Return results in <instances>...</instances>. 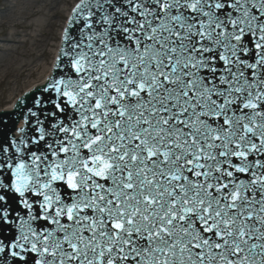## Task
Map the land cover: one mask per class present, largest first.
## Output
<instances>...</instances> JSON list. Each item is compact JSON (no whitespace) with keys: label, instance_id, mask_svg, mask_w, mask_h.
Segmentation results:
<instances>
[{"label":"snow or ice","instance_id":"obj_1","mask_svg":"<svg viewBox=\"0 0 264 264\" xmlns=\"http://www.w3.org/2000/svg\"><path fill=\"white\" fill-rule=\"evenodd\" d=\"M24 125L0 264H264V0H77Z\"/></svg>","mask_w":264,"mask_h":264},{"label":"bare ground","instance_id":"obj_2","mask_svg":"<svg viewBox=\"0 0 264 264\" xmlns=\"http://www.w3.org/2000/svg\"><path fill=\"white\" fill-rule=\"evenodd\" d=\"M4 1L1 2L0 8V41L3 42L0 45V87L6 84L8 78L15 77L13 82L16 85L21 76H30L37 72L40 66L37 59L45 53V40L40 39L39 34L33 35L35 24L29 20L43 15L45 6L54 5L55 0H40V3L38 0ZM30 40L31 46L25 48L24 44ZM22 58H33V61L22 62ZM52 63L49 68L47 66L43 68V73L45 72L43 80L49 75ZM43 80L33 85H40ZM16 92L15 87L11 89L7 99L12 103L5 108L6 110L13 107Z\"/></svg>","mask_w":264,"mask_h":264},{"label":"rangeland","instance_id":"obj_3","mask_svg":"<svg viewBox=\"0 0 264 264\" xmlns=\"http://www.w3.org/2000/svg\"><path fill=\"white\" fill-rule=\"evenodd\" d=\"M2 1L5 2L4 0H0V8ZM38 2L40 3L41 1L38 0ZM76 2L77 0H55L54 5L45 6L43 15H40L39 18L34 17L29 20L35 24L33 35L36 36L39 34L40 39L45 40V53L37 59L40 66L38 65L39 67L35 74L21 76L16 83L17 87L13 82V78L15 77L8 78L7 82L9 83L6 82L5 85L0 87V109L6 108L12 103L7 99L11 89L15 87V89H17L16 95L18 96L20 93L29 89L34 83L43 80L45 73H43V68L46 66L49 68L51 65L59 44L61 31L66 23L69 12ZM1 44H3L2 41H0V45ZM31 44L32 40L24 44V46L28 48ZM24 61L32 62L33 58H22V62Z\"/></svg>","mask_w":264,"mask_h":264},{"label":"water","instance_id":"obj_4","mask_svg":"<svg viewBox=\"0 0 264 264\" xmlns=\"http://www.w3.org/2000/svg\"><path fill=\"white\" fill-rule=\"evenodd\" d=\"M43 86H39L35 91L25 95L20 99L16 108L10 112H0V140L14 137V132L17 129V124L20 119H24L27 116V110L32 107V101L34 97H39L42 93ZM21 124V122H20ZM28 127V126H26ZM4 233H7V229H3Z\"/></svg>","mask_w":264,"mask_h":264}]
</instances>
